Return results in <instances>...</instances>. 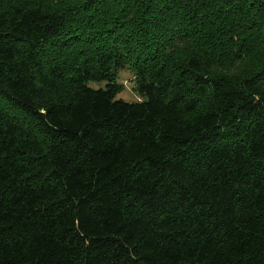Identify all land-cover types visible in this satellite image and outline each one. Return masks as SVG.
I'll return each instance as SVG.
<instances>
[{"label":"trees","instance_id":"trees-1","mask_svg":"<svg viewBox=\"0 0 264 264\" xmlns=\"http://www.w3.org/2000/svg\"><path fill=\"white\" fill-rule=\"evenodd\" d=\"M0 264H264V0H0Z\"/></svg>","mask_w":264,"mask_h":264},{"label":"rangeland","instance_id":"rangeland-1","mask_svg":"<svg viewBox=\"0 0 264 264\" xmlns=\"http://www.w3.org/2000/svg\"><path fill=\"white\" fill-rule=\"evenodd\" d=\"M131 77V69H127V67L121 68L118 71V81L123 82L124 89L121 90L120 92L117 93V97H122L126 100H135L136 93L133 90L131 83H130V78ZM92 86H98L102 85L103 82H90Z\"/></svg>","mask_w":264,"mask_h":264}]
</instances>
